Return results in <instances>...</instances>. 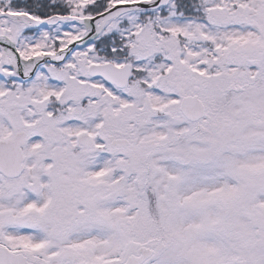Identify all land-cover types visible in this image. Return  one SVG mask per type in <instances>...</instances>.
<instances>
[{
    "label": "snow or ice",
    "instance_id": "6c2138e0",
    "mask_svg": "<svg viewBox=\"0 0 264 264\" xmlns=\"http://www.w3.org/2000/svg\"><path fill=\"white\" fill-rule=\"evenodd\" d=\"M0 264H264V0H0Z\"/></svg>",
    "mask_w": 264,
    "mask_h": 264
}]
</instances>
